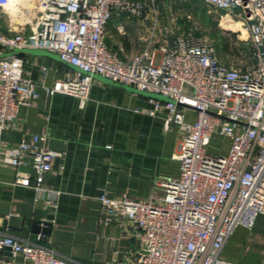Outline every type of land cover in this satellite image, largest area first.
Returning <instances> with one entry per match:
<instances>
[{"label":"built area","instance_id":"obj_1","mask_svg":"<svg viewBox=\"0 0 264 264\" xmlns=\"http://www.w3.org/2000/svg\"><path fill=\"white\" fill-rule=\"evenodd\" d=\"M35 1L31 19L15 24L11 0H0V17L8 16V27L0 25V162L18 171L16 183L43 192L55 206L61 192L45 185L58 154L49 136L34 134L32 142L15 145L3 138L20 106L39 97L21 50L45 49L76 67L47 91L73 95L81 106L95 75L165 95L168 100L150 97L149 111L166 112V129L179 127L178 172L157 183L161 195L99 197L110 218L142 240L137 256L122 264H235L222 256L224 245L237 227H253L264 213V0H199L219 13L221 26L240 24L236 32L250 50L246 66L224 63L213 40L192 33L165 35L123 57L122 48L106 41L108 24L115 13L145 18L142 0ZM42 239V233L29 241L0 230V250L11 254L0 264H83L59 256Z\"/></svg>","mask_w":264,"mask_h":264},{"label":"crops","instance_id":"obj_2","mask_svg":"<svg viewBox=\"0 0 264 264\" xmlns=\"http://www.w3.org/2000/svg\"><path fill=\"white\" fill-rule=\"evenodd\" d=\"M142 1L147 3L145 18L115 13L107 27V43L122 48L127 59L151 40L156 46L168 30L165 16L161 27L154 25L157 18L150 4L154 6L155 0ZM165 1L169 0H160ZM4 16L0 19L8 20ZM30 50L34 49L19 53L26 72L38 85L39 97L20 106L15 124L3 132V138L15 145L21 140L32 142L34 134H47L58 154L45 185L61 194L55 206H48L43 192L16 183L18 171L0 162V230L29 241H37V234L42 233L41 243L83 264H122L134 259L142 240L132 228L110 218L99 197L161 195L157 183L179 170L175 158L179 127L173 124L166 129V112L151 114L154 103L149 96L117 82L96 77L85 106L73 95L47 91L78 70L57 56ZM24 170L34 175L30 168ZM13 216L17 227L3 224ZM36 221L44 229V222L49 223L50 231L35 232ZM10 255L9 250H0V257ZM222 256L235 264H264V213L253 227L235 229ZM17 260H23L22 254H17Z\"/></svg>","mask_w":264,"mask_h":264},{"label":"rangeland","instance_id":"obj_3","mask_svg":"<svg viewBox=\"0 0 264 264\" xmlns=\"http://www.w3.org/2000/svg\"><path fill=\"white\" fill-rule=\"evenodd\" d=\"M187 1L188 3H183L181 0H169L163 3L155 0L154 6H152L153 3L150 4L154 10V17L157 18L154 25L161 27L162 23L166 24L168 30H165L164 36L171 34L176 37L187 33L207 36L213 40L218 56L224 63L236 66L249 65L250 50L248 44L240 39L241 33L221 26V17L216 10L209 9L196 0ZM162 16L166 17L164 22H162ZM1 24L3 28L8 27L5 19H0ZM142 50L134 52L133 55ZM122 54L125 57V54Z\"/></svg>","mask_w":264,"mask_h":264},{"label":"bare ground","instance_id":"obj_4","mask_svg":"<svg viewBox=\"0 0 264 264\" xmlns=\"http://www.w3.org/2000/svg\"><path fill=\"white\" fill-rule=\"evenodd\" d=\"M35 3V0H11L9 5V13L12 16L13 22L18 24L29 21L32 15L35 13ZM22 7L26 9L24 10ZM23 10L25 11V14L23 13ZM222 26L226 29H233L235 31L240 28V24L238 22L223 21Z\"/></svg>","mask_w":264,"mask_h":264},{"label":"water","instance_id":"obj_5","mask_svg":"<svg viewBox=\"0 0 264 264\" xmlns=\"http://www.w3.org/2000/svg\"><path fill=\"white\" fill-rule=\"evenodd\" d=\"M30 51H32V52H36V53H39V52H41V53H44V54H52L53 56H57V58H59L61 61H63L58 55H56V54H53V53H51V52H49V51H46V50H42V49H34V50H30ZM64 62V61H63ZM74 67V66H73ZM76 68V67H75ZM102 78V79H106V80H109V81H112L111 79H109V78H106V77H104V76H101V75H95V78ZM114 82V81H113ZM118 83V82H117ZM125 86V85H124ZM128 88H131L132 90H134V91H136V92H138V93H141V94H144V95H146V96H149V97H153V98H158V99H162V100H168V97L167 96H165V95H162V94H156V93H151V92H147V91H142V90H139V89H137V88H134V87H131V86H128ZM9 221V222H8ZM17 219L13 216V217H11L9 220H4V222H3V224H8V223H10V225L11 226H15V227H17ZM44 224L48 227L50 224L49 223H47V222H44ZM41 226H40V222L38 221H36L35 222V224H34V231L35 232H39V231H42L43 230V232H45V233H47V232H49L50 230H49V228H40ZM8 249H10V248H8Z\"/></svg>","mask_w":264,"mask_h":264}]
</instances>
